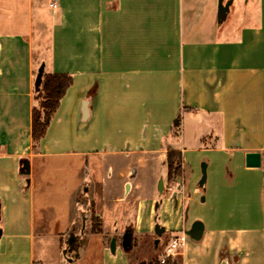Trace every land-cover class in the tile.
<instances>
[{
	"label": "crops",
	"instance_id": "obj_1",
	"mask_svg": "<svg viewBox=\"0 0 264 264\" xmlns=\"http://www.w3.org/2000/svg\"><path fill=\"white\" fill-rule=\"evenodd\" d=\"M242 11L232 36L216 0H0V264H64L56 162L76 171L73 198L87 186L101 228L67 264H132L156 226L179 238L180 264H264V0ZM39 68L72 81L34 145ZM168 149L184 168L173 183ZM249 151L260 167L245 165ZM191 152L208 155L200 172Z\"/></svg>",
	"mask_w": 264,
	"mask_h": 264
},
{
	"label": "rangeland",
	"instance_id": "obj_2",
	"mask_svg": "<svg viewBox=\"0 0 264 264\" xmlns=\"http://www.w3.org/2000/svg\"><path fill=\"white\" fill-rule=\"evenodd\" d=\"M226 1V0H225ZM218 0H216L217 6ZM245 0H233L232 8L230 12H227V15L224 19L218 20L217 24L224 28H227V33L232 35L236 32L237 27L239 26L240 20L243 15V6ZM39 105V103H38ZM198 156V157H197ZM208 155L205 153L196 154L195 152H191L188 154V160L195 164L198 172L201 171V167L206 164V159ZM53 163L55 166H52L49 172L50 176V194L48 196L49 203L51 205L50 215H51V225L56 223L57 229L62 231L67 223H71L69 229L65 234L60 238L61 243V261H64V264H67L68 259L75 258L77 246L83 242L86 238L88 232L91 230V226L93 225L92 220H98L94 217V209L92 205L88 202V194L84 192L87 186H83L82 195H77L73 198L72 191H74L75 184L78 183V177L75 175V169H72L67 173L66 171L59 169L58 165ZM75 172V173H74ZM200 176L193 179L192 188L195 189ZM41 187L38 185L36 190V210H37V218L41 214V209L39 208L40 201V193ZM201 197V196H200ZM72 198V203H70ZM88 198V199H87ZM77 202V203H76ZM79 203V204H78ZM73 216V217H71ZM125 234H122L118 237L121 241L123 240ZM173 236L171 234H162L157 236L156 234L149 235L144 238H139V247L133 253L132 256V264L135 263V260L138 258H144L147 261V264H164L161 262V259L164 258L166 247L169 245ZM114 241L113 238L109 240L106 239V242ZM156 243V247L153 244ZM155 248V250H154ZM180 249H177L169 254L166 258H170V264H180ZM165 258V260H166ZM84 258L81 260V263L78 264H87ZM66 262V263H65Z\"/></svg>",
	"mask_w": 264,
	"mask_h": 264
},
{
	"label": "trees",
	"instance_id": "obj_3",
	"mask_svg": "<svg viewBox=\"0 0 264 264\" xmlns=\"http://www.w3.org/2000/svg\"><path fill=\"white\" fill-rule=\"evenodd\" d=\"M71 81V76L66 73H46L42 75L39 89L35 93L37 104L31 112V137L34 145L45 135L48 123ZM179 124L180 117H177L173 121V126L178 127ZM22 164V169L28 170V164L24 162ZM165 165L168 183H173L178 176H182L184 173L182 156L179 150H167ZM92 221V231L101 232L99 221ZM159 229L161 228L159 227ZM161 233L162 230L160 233L156 232V235L160 236ZM121 243L124 250L128 252L132 248L134 241L132 237H128L127 245H123V240ZM138 264H147V262L141 261ZM164 264H170V258H166Z\"/></svg>",
	"mask_w": 264,
	"mask_h": 264
},
{
	"label": "water",
	"instance_id": "obj_4",
	"mask_svg": "<svg viewBox=\"0 0 264 264\" xmlns=\"http://www.w3.org/2000/svg\"><path fill=\"white\" fill-rule=\"evenodd\" d=\"M233 0H218L217 3V17L218 20H222L226 17L227 12L229 11V7L232 4ZM42 73L43 70L42 68H39L36 78H35V83H34V87L35 90L39 89V85L41 82V78H42ZM245 165L247 167H260L261 166V153L259 151H249L246 152L245 154ZM203 175L202 178L200 180V184L203 183L204 178H205V173H204V169H203ZM202 230V225L199 222H195L192 225V229H191V234L194 236L196 232H199ZM155 232L160 233L161 229L158 228V226H156L155 228ZM128 234L126 233L123 237V245H127L128 242Z\"/></svg>",
	"mask_w": 264,
	"mask_h": 264
},
{
	"label": "built area",
	"instance_id": "obj_5",
	"mask_svg": "<svg viewBox=\"0 0 264 264\" xmlns=\"http://www.w3.org/2000/svg\"><path fill=\"white\" fill-rule=\"evenodd\" d=\"M51 7H55V2L50 3ZM180 245V240L178 237H173L169 243V245L166 247L164 258L161 259V262L165 261V258L169 256L170 253L176 250V248Z\"/></svg>",
	"mask_w": 264,
	"mask_h": 264
}]
</instances>
